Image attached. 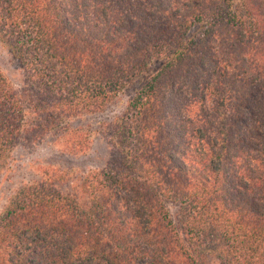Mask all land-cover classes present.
<instances>
[{"label":"trees","instance_id":"1","mask_svg":"<svg viewBox=\"0 0 264 264\" xmlns=\"http://www.w3.org/2000/svg\"><path fill=\"white\" fill-rule=\"evenodd\" d=\"M0 43V169L131 94L102 168L7 198L0 264H264V0H0Z\"/></svg>","mask_w":264,"mask_h":264},{"label":"rangeland","instance_id":"2","mask_svg":"<svg viewBox=\"0 0 264 264\" xmlns=\"http://www.w3.org/2000/svg\"><path fill=\"white\" fill-rule=\"evenodd\" d=\"M0 71L14 86L19 84L20 72L17 63L1 43ZM130 96V92L121 94L100 113L74 122L73 126L89 132V148L82 155L64 153L54 139L49 137L31 147H15L9 162L0 169V211L18 186L38 179L42 168L69 171L73 177L102 168L109 159V148L103 133L104 125L122 112ZM60 189L69 192L70 183L61 185Z\"/></svg>","mask_w":264,"mask_h":264}]
</instances>
